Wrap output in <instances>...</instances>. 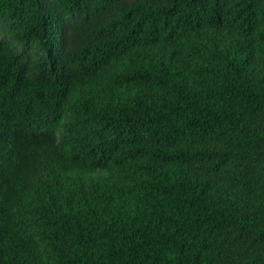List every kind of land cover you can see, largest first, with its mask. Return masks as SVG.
Listing matches in <instances>:
<instances>
[{"label": "trees", "instance_id": "1", "mask_svg": "<svg viewBox=\"0 0 264 264\" xmlns=\"http://www.w3.org/2000/svg\"><path fill=\"white\" fill-rule=\"evenodd\" d=\"M0 264H264V0H0Z\"/></svg>", "mask_w": 264, "mask_h": 264}]
</instances>
